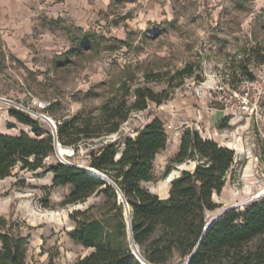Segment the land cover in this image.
<instances>
[{"label": "rangeland", "instance_id": "374dc122", "mask_svg": "<svg viewBox=\"0 0 264 264\" xmlns=\"http://www.w3.org/2000/svg\"><path fill=\"white\" fill-rule=\"evenodd\" d=\"M88 36H97L96 47L82 45ZM246 79L264 85V0H0V97L5 99L0 130L34 136L11 108L53 130L44 115L57 124L75 113L99 117L113 99H125L128 110L137 87L166 96L162 103L149 100L146 108L130 110L119 132L80 143L76 153L74 145L59 143L64 154L47 156L45 166L32 170L18 164L0 180V216L9 221L0 224V233L28 235V264H74L93 248L70 236L76 225L70 214L92 206L89 215H100L105 198L96 191L85 201L62 205L73 186L53 185L55 174L47 168L62 161L92 169L86 165L89 148L135 136L159 117L168 144L155 158L154 178L143 184L164 193L170 174L164 175L165 167L177 150V119L192 116L191 108L199 103L195 86L204 84V100L222 108V93L212 87L221 82L238 87ZM178 108L189 109L186 117ZM222 123H216L219 133L237 147L236 160L214 199L220 210L231 205L243 210L264 197V132L248 116L225 127ZM194 162L172 171L194 170ZM119 200L128 221L131 207ZM262 242L264 235L255 237L245 252L256 251ZM185 260L175 256L171 264Z\"/></svg>", "mask_w": 264, "mask_h": 264}, {"label": "trees", "instance_id": "16d2710c", "mask_svg": "<svg viewBox=\"0 0 264 264\" xmlns=\"http://www.w3.org/2000/svg\"><path fill=\"white\" fill-rule=\"evenodd\" d=\"M98 42L97 36H88L82 45L92 48ZM135 95L128 110L125 99H113L102 106L99 117L75 113L61 119L56 134L25 111L11 108L13 116L32 127L34 136L26 131L20 134L0 131V179L11 175L18 164L32 170L45 166V158L56 152V139L63 145H74L76 153L80 143L119 132L130 110L144 109L149 100L162 103L166 98L150 87H137ZM167 143L165 124L155 117L135 136L89 148L86 165L95 170L62 161L47 168L55 174L53 185L73 186L62 205L85 201L96 191L105 198L100 215H89L92 206L70 214L76 224L69 231L70 236L93 248L74 264H147L132 250L118 188L99 177L101 172L115 182L129 202L133 236L149 264H171L175 256L185 260L192 253L207 223L208 212L221 209L214 193H221L225 187L236 151L213 138L203 137L194 127H186L164 175L188 160L196 161L197 165L194 170L182 169L171 182L169 197L162 198L143 182L154 178L155 158ZM8 222L0 216V224ZM261 235H264V197L254 199L243 210L233 207L225 211L204 235L187 264H264V242L256 251L244 250L245 245ZM0 239V264H28V235L6 230L0 233Z\"/></svg>", "mask_w": 264, "mask_h": 264}, {"label": "built area", "instance_id": "2783aa9c", "mask_svg": "<svg viewBox=\"0 0 264 264\" xmlns=\"http://www.w3.org/2000/svg\"><path fill=\"white\" fill-rule=\"evenodd\" d=\"M214 90L222 93L220 101L222 103V109L226 114H239L242 116H248L254 118L257 122L258 130L263 133L264 130V85L259 84L246 79L242 81L240 86L233 87L229 83L216 84L213 86ZM194 92L197 97H204V84L196 85ZM5 102L3 97H0V119H2L4 113L2 110V104ZM47 102L42 103L41 106L46 107ZM200 129V126L197 127ZM235 150L237 147L233 145ZM259 197V196H257ZM255 197V198H257ZM186 263L187 260H185Z\"/></svg>", "mask_w": 264, "mask_h": 264}, {"label": "crops", "instance_id": "0c3cea01", "mask_svg": "<svg viewBox=\"0 0 264 264\" xmlns=\"http://www.w3.org/2000/svg\"><path fill=\"white\" fill-rule=\"evenodd\" d=\"M197 100H199V103H196L197 105L194 106V108H191L190 112H192V116L189 115V118H192V122L189 121L188 117H186V115L188 114L189 109L186 110V109L183 108V109L179 110L180 108H178L176 110V111H182L184 113V116L187 118V119H181V118L177 119V120H180L178 122H181L180 123L181 125H179L177 127L179 130H178V133H177L178 134V136H177L178 144H177L176 152L179 149V146H180V143H181V138H182V135L184 133L185 128L188 127V126H192L193 124L195 125L196 128L198 126H200L199 131L203 135V137H205V138H213V139L217 140L219 143H221L223 145H227L229 147H233V143L231 144L230 142L225 141L226 134L225 133L224 134H220L219 133L218 126L216 125V123H217V121H219V119H222L223 127H225L229 123H237L240 120V117H243V116L239 115V114H230V115H228V114L225 113V111L222 108H219L217 106L209 104V102L207 100H204V97L203 98H199L198 97ZM205 129H206V132L204 133ZM0 131H2V130H0ZM220 138H223L224 140L220 141L221 140ZM195 162H194V164H195ZM182 168L183 167H180V169H182ZM171 174H172V178L173 177H177L178 175H180L179 173L178 174L174 173V171H172L169 175H171ZM165 185H166L167 189H166V191L164 193H161V192H158V191H154L149 186H147V187L150 190H152L153 192L159 194L160 197L167 198L170 195V183H169V185L167 183Z\"/></svg>", "mask_w": 264, "mask_h": 264}, {"label": "water", "instance_id": "95a60500", "mask_svg": "<svg viewBox=\"0 0 264 264\" xmlns=\"http://www.w3.org/2000/svg\"><path fill=\"white\" fill-rule=\"evenodd\" d=\"M51 122V121H50ZM52 123V131L54 132V134H56L57 133V123H55V122H51ZM59 141L56 139V143H55V147H56V152L59 154V155H63V153L62 152H60V150H59V147H58V145H59ZM196 165H197V162H195V167H196ZM78 166H81V167H83V168H85V169H87V170H89L88 169V167L87 166H85V165H78ZM93 166H91V168H92ZM185 168H187V167H183L182 169H185ZM98 176V175H97ZM179 176V175H178ZM99 177H101V178H103V179H105L106 181H108V182H110L111 184H113L114 186H116L117 188H118V194H119V199H121V200H124V201H126V203L127 204H129V202L126 200V198H125V196H124V194H123V192H122V190L115 184V182H113V180L111 179V178H109L104 172L99 176ZM175 178V177H174ZM173 178V179H174ZM233 207H235V205H231L230 207H226L223 211H220V212H217V213H215L214 215H211V216H209V218H208V220H207V223H206V225H205V228H204V230H203V232H202V235H201V237H200V239H199V241H198V243H197V245H196V247L194 248V250L192 251V253L188 256V258L186 259L187 260V262L189 261V259L194 255V253L196 252V250L198 249V247H199V244H200V241L202 240V238L204 237V235L208 232V230L210 229V227L213 225V223L225 212V211H227V210H229L230 208H233ZM128 216V227H129V235H130V240H131V242H132V247L134 248V253H135V255L140 259V260H142L143 262H146L147 264H149L150 262L149 261H147L143 256H142V254L139 252V249H138V245H137V243L135 242V239H134V236H133V229H132V218H131V216L130 215H127Z\"/></svg>", "mask_w": 264, "mask_h": 264}, {"label": "bare ground", "instance_id": "6f19581e", "mask_svg": "<svg viewBox=\"0 0 264 264\" xmlns=\"http://www.w3.org/2000/svg\"><path fill=\"white\" fill-rule=\"evenodd\" d=\"M45 116V118H47L48 120H50L51 122L53 121V122H55V120H51V119H49V117H47V115H44ZM60 145H63L61 142H60ZM63 154H64V152H63ZM89 169V168H88ZM92 170H95V169H92ZM103 172H101V174H102ZM174 176V175H173ZM5 179V178H4ZM4 179H0V180H4ZM171 179H172V174L171 175H169V177H167V179H166V183L168 184L170 181H171ZM261 196H264V194L263 195H261ZM220 211H223V210H220ZM220 211H218V212H220ZM217 213V212H216Z\"/></svg>", "mask_w": 264, "mask_h": 264}]
</instances>
